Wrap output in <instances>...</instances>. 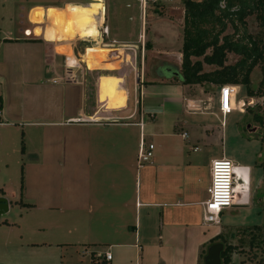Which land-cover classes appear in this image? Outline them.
I'll list each match as a JSON object with an SVG mask.
<instances>
[{
  "label": "crops",
  "instance_id": "crops-1",
  "mask_svg": "<svg viewBox=\"0 0 264 264\" xmlns=\"http://www.w3.org/2000/svg\"><path fill=\"white\" fill-rule=\"evenodd\" d=\"M90 2L25 6L20 15L27 26L18 34L0 29V151H8V156L0 153V163H17L23 177L17 199L0 188V197L8 202L5 217L13 208L21 213L19 221L6 218L0 225V264H92L104 261L107 252L111 260L106 264H199L200 251L227 227L221 217L218 225L202 223L201 203L208 188L204 190V173L187 155L189 149H173L170 139L178 131L181 138L187 137L182 131L185 119L194 124L196 144L223 137V131L211 125L220 87L211 107L203 85L172 82L178 72L164 76L155 66V79L146 82L145 63L141 60L137 66L135 51L120 67H105L118 57L113 53L117 49L101 48L102 39L98 59L70 70L74 79L67 77L63 55L74 64L72 47L58 44L79 37L67 26L66 7ZM30 7L62 9L66 20L62 26L48 24L42 35H29L24 33L29 27L24 12ZM81 16L73 14L76 26ZM164 38L173 43L171 35ZM159 42L147 52L165 55L155 51ZM144 51L142 47L143 56ZM88 53L93 56L92 50L78 55L83 61ZM178 58L176 66L181 63V47ZM129 69L135 74L137 94L130 110L124 84ZM30 84L40 88L37 96L43 106H56L55 114H24L36 93L24 91ZM234 88L239 91V86ZM18 120L21 125L15 124ZM18 128L24 147L15 157ZM147 139L156 140L152 159L139 166V146ZM209 168L204 163L205 172ZM244 169V191L238 195L235 189L232 208L246 205L253 194L249 169Z\"/></svg>",
  "mask_w": 264,
  "mask_h": 264
},
{
  "label": "rangeland",
  "instance_id": "rangeland-1",
  "mask_svg": "<svg viewBox=\"0 0 264 264\" xmlns=\"http://www.w3.org/2000/svg\"><path fill=\"white\" fill-rule=\"evenodd\" d=\"M87 1L88 0H0V29L11 34H18L17 31H19L21 27L27 26L26 22L22 20L20 15L21 9L25 6H62L61 4L63 2H73L74 4L85 5V2ZM148 1L150 2H147L146 0H100L96 3L91 0V3L87 6L68 5L66 9L70 10V14L72 15L71 17H73L74 13H83V16L81 17L84 18L79 17L80 21L77 23L76 28L78 27L79 33H81L82 36H88L89 39H85L88 40L85 42L77 38V41L76 39H73L71 41L60 42L58 45H65L68 49L73 47L75 53H83L85 49H87L88 52H91L90 48L96 47L95 50H97L96 52H98V55L100 53L98 51L100 49V45L102 49H121L125 54V56L123 55L121 56L122 58H119L122 62L125 59L127 60L125 62H128L127 55H132L133 51H135V57L137 58L138 63L137 66L141 60L145 63L146 74L144 80L146 82H150L155 79V77H153L155 75L152 74V69H154L155 66H158L157 69L155 68L158 73L164 76L169 75L171 77L177 72L180 73V66L176 65L179 61L178 55L182 44V0ZM154 2L157 3L155 4ZM88 11L93 16H91ZM24 17L29 24V27L25 29L24 33L29 35L31 33L34 35H42L45 31H48L46 30L48 29L46 28L48 24L55 23L56 25L60 24L62 26V23L66 20L65 15L62 14V9L45 10L40 7H30L26 9ZM83 19L84 22L82 21ZM81 21L83 24H87V26L94 27V25H91L93 21L96 25V28H94L95 31L87 29L86 32L88 33H85L83 27L80 26V23H82ZM155 22L159 24L156 25ZM75 23V19L72 18L71 21V18H68L67 26L72 27L71 30L74 29V25H76ZM258 23L259 22L254 16L245 19L244 27L234 22L236 26L235 32L234 28H232V26L228 23L224 34L232 36V39L235 41L241 40L244 36L255 35L258 31ZM154 25H156L155 28ZM140 29H143L141 31L142 40L139 39ZM106 31L107 34H105ZM153 31L160 36H152L151 32ZM161 35H171L173 43L165 38V40L162 41L163 36ZM100 39H102L101 44ZM112 40L115 42H112ZM156 41L160 42L156 45L155 51L165 55H157L147 52L152 48ZM133 46H136L137 48ZM142 47L143 50H145L144 56L142 53ZM97 59L98 57H94L92 61ZM112 60L113 59L110 61ZM117 60H113L115 61V64L106 65L105 67H120L122 62H117ZM237 60L238 57L236 55L228 54L225 64L233 65ZM161 64H166L168 68L160 66ZM214 69L215 67H208L205 65L202 66V72H210ZM127 73L128 74L124 76V84L128 95V100L126 101L125 106H127L128 110H130L134 107V99L137 94L136 91L134 94L135 74L130 69ZM250 79L252 85H256L259 82L260 72L258 67L252 70ZM172 82L174 81L172 80ZM202 87L204 88L205 93L208 94V104L212 107V105H215L216 102V86L205 84ZM24 91L29 93L36 92L30 96L32 103L30 105L26 104L24 114H55L53 109H56V106H43L42 100L39 96H37L40 92V88L30 84ZM251 99L253 100V105L247 106L246 103ZM236 100L237 102L242 101L244 104L242 113L234 111L230 115L222 118L219 111H217V105L214 106L215 112H217L215 116L211 117V125L215 128V131H223V137L218 135V140L215 142L211 141L208 145L203 143H194L195 131L194 128H191L194 124L189 119H185L186 123L182 126V131L187 134V137L185 139L181 138L178 131L177 133H174L175 137L170 140L172 141L171 145L173 149H185V151L189 149V151H187V155L191 157L193 162L198 163V168H200V171L204 173V190H206L210 184L209 170L205 172L204 163L210 164L211 160L221 158L231 161L235 167L233 171L235 175L233 184L238 195H241L245 187H243L244 182L240 172L246 170L244 168L249 169L250 189L252 188L251 191L253 194H249L246 205L241 204L238 207L231 208L227 212L224 211L222 213L221 224L227 228L223 232L224 237L220 241H223L224 245L233 244L236 246L234 254L231 255V264H264V250L262 248L255 247L257 242H255L253 246L249 244L250 238L247 235V231L242 232V229H236L252 225H261L264 223V181L261 178L260 168L256 166L259 158L262 154H264V145L260 143L258 138H254L255 133L262 134L263 131L260 125L253 120L254 115H263L262 101L258 95L247 97L242 87H239ZM21 114L20 110L18 116ZM15 122L16 125H21L20 120ZM155 141L156 140L154 139H147L144 145L147 147L148 144L151 143L152 146H155ZM16 142L18 147L16 146L14 149L16 151L15 157H19V151L24 147L22 131L20 128H18V137ZM193 148L197 149L196 152L192 151ZM0 153L1 156H8V151L6 150H2ZM19 177L20 165L15 163L8 164L5 167L3 163H0V188L9 198H13L12 196H15V199H17L19 192ZM260 198L261 201H258ZM204 199H207L206 191L204 193L203 200ZM20 215L21 213L19 210L17 208H13L6 215V217L5 215H2L0 225H3V222L5 224L6 221L4 219L6 218L8 221L17 222L21 218ZM218 243L222 244L221 242ZM206 249L207 248L203 249L205 253ZM200 264H203V260Z\"/></svg>",
  "mask_w": 264,
  "mask_h": 264
},
{
  "label": "trees",
  "instance_id": "trees-1",
  "mask_svg": "<svg viewBox=\"0 0 264 264\" xmlns=\"http://www.w3.org/2000/svg\"><path fill=\"white\" fill-rule=\"evenodd\" d=\"M183 26L181 44L180 73L173 81L182 85L239 86L247 97L258 95L262 101V116L254 115L253 120L262 129V134L255 133L264 145V0H182ZM155 4L157 2H154ZM254 16L258 23L255 35L244 36L241 40H233L232 36L224 34L229 23L234 32L236 26H245V19ZM233 54L238 60L233 65H227V55ZM200 59V60H199ZM215 67L213 71L202 72V66ZM258 67L260 80L252 85L250 75ZM23 153V148L20 150ZM256 166L261 170L264 181V154L261 155ZM20 193L23 190L22 170L20 176ZM20 204V203H18ZM4 223V222H3ZM247 231L249 244L264 250V223L240 227ZM224 232V231H223ZM223 232L212 238L207 246L221 242ZM236 246L223 244L220 255L221 264H231V255ZM205 251L198 255L199 264L203 260ZM92 264H106L105 261H95Z\"/></svg>",
  "mask_w": 264,
  "mask_h": 264
},
{
  "label": "built area",
  "instance_id": "built-area-1",
  "mask_svg": "<svg viewBox=\"0 0 264 264\" xmlns=\"http://www.w3.org/2000/svg\"><path fill=\"white\" fill-rule=\"evenodd\" d=\"M82 41L87 42L88 40L83 39ZM106 46V45H105ZM112 46V45H111ZM71 49V48H70ZM73 49V47H72ZM71 51V58L74 59V65L70 67L68 64V57L63 55V64L66 69L65 75L71 79L73 78L70 70L80 69L81 64L84 62L81 60L80 54L78 52L75 55L74 49ZM87 50V49H85ZM237 91L234 86L223 85L219 88V97H218V111L221 114V117L224 118L227 115H230L234 111L240 113L243 112V102L236 100ZM247 106L253 105V100H249L246 103ZM2 101L0 99V125H2ZM183 138H186L185 134H182ZM153 146L148 145L147 147L141 145L139 146L137 162L141 166L147 164L152 159ZM234 165L231 161L227 159H216L210 163L209 175H210V184L207 188V199L201 203V220L205 225H218L222 213L233 207L236 202V193L235 186L233 184L235 175H234ZM102 258L105 262L111 260L110 253H104Z\"/></svg>",
  "mask_w": 264,
  "mask_h": 264
},
{
  "label": "water",
  "instance_id": "water-1",
  "mask_svg": "<svg viewBox=\"0 0 264 264\" xmlns=\"http://www.w3.org/2000/svg\"><path fill=\"white\" fill-rule=\"evenodd\" d=\"M7 210H8L7 200L4 199L3 197H0V217L6 214ZM222 250H223V245L220 243H214L208 246L206 249L205 256L203 257V264H221L220 255Z\"/></svg>",
  "mask_w": 264,
  "mask_h": 264
},
{
  "label": "bare ground",
  "instance_id": "bare-ground-1",
  "mask_svg": "<svg viewBox=\"0 0 264 264\" xmlns=\"http://www.w3.org/2000/svg\"><path fill=\"white\" fill-rule=\"evenodd\" d=\"M92 1H94V2H99L100 0H92ZM66 11H67V13H68V18L70 19V18H72L71 16V14H70V10L69 9H66ZM89 12V11H88ZM89 14L91 15V16H93L90 12H89ZM79 18V17H78ZM76 19V21H77V23L80 21V19ZM81 18H84V17H81ZM93 18V17H92ZM83 22H84V19L82 20ZM81 21V22H82ZM83 22L82 23H80V26H82L83 27V29H84V31H85V33H88V32H86L87 31V29H90V30H93V31H95V29H94V27H90V26H87V24L85 25V24H83ZM92 26H93V21H92V24H91ZM69 28H70V30L72 29V27H70L69 26ZM76 28V25H74V29ZM73 29V30H74ZM72 30V31H73ZM74 32H76L77 33V36L80 38V39H89V37L88 36H82V34L81 33H79V29H78V27L74 30ZM76 33H74V34H76ZM89 33H91V32H89ZM90 36V35H89ZM95 48L96 47H94V48H90L92 51L94 50L95 52H92L93 53V56L91 57L90 55H89V53H88V55L84 58V60H83V62L85 63V64H89L90 63V61H92V59L94 58V57H99V55H98V52H96L97 50H95ZM121 50H119V49H117L115 52H114V54L115 55H117V57H118V62H121L120 60H119V58H122L121 56H123L124 55V53L122 54L121 52H120ZM92 55V54H91ZM69 59V58H68ZM68 64H70V67H72L74 64L70 61V60H68Z\"/></svg>",
  "mask_w": 264,
  "mask_h": 264
}]
</instances>
